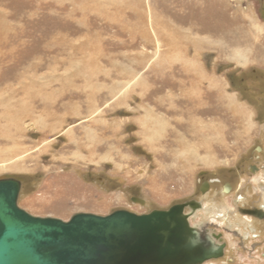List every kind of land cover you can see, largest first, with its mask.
<instances>
[{
	"label": "rangeland",
	"instance_id": "1",
	"mask_svg": "<svg viewBox=\"0 0 264 264\" xmlns=\"http://www.w3.org/2000/svg\"><path fill=\"white\" fill-rule=\"evenodd\" d=\"M253 165L264 175V0H0V179L19 207H210L224 181L232 205Z\"/></svg>",
	"mask_w": 264,
	"mask_h": 264
},
{
	"label": "water",
	"instance_id": "2",
	"mask_svg": "<svg viewBox=\"0 0 264 264\" xmlns=\"http://www.w3.org/2000/svg\"><path fill=\"white\" fill-rule=\"evenodd\" d=\"M19 181L0 179V264H196L211 258L181 205L136 214L36 216L17 204Z\"/></svg>",
	"mask_w": 264,
	"mask_h": 264
},
{
	"label": "flooded vegetation",
	"instance_id": "3",
	"mask_svg": "<svg viewBox=\"0 0 264 264\" xmlns=\"http://www.w3.org/2000/svg\"><path fill=\"white\" fill-rule=\"evenodd\" d=\"M259 170L257 166H251L252 177L248 184L252 186V190L248 192V196L238 195L237 197L235 195L234 200L231 199L232 205L223 200L233 195V187L229 181H224L220 185L218 194L222 201H220L219 205L212 201L213 199L210 201V207L193 201L188 206L183 203L175 204L181 205L182 214L186 217L188 225L196 229L200 236L209 242L208 246L211 249L216 250V253L210 259L223 258L226 253L232 254L237 251H242L243 253L244 251L246 255L243 257L241 255L243 262L245 261L244 264H264V244L261 243V241L264 242V175L258 176L256 171ZM254 173L256 174L254 175ZM254 178H257V181H254ZM215 182L218 183L220 180L211 177L209 180L201 182L199 189L203 199L209 195L211 184ZM252 191L253 193L251 194ZM262 194L263 196H260ZM255 197H258L257 204L246 203L250 198ZM225 204L227 205L226 209H224ZM188 209L193 210V214L197 213V220L209 219V221H204L201 225L198 223L199 226L191 224ZM208 210L209 214L205 215ZM236 215L243 217V221L244 218L246 219V226L242 220L237 222ZM234 262L233 257L226 256V261L223 263L233 264Z\"/></svg>",
	"mask_w": 264,
	"mask_h": 264
},
{
	"label": "bare ground",
	"instance_id": "4",
	"mask_svg": "<svg viewBox=\"0 0 264 264\" xmlns=\"http://www.w3.org/2000/svg\"><path fill=\"white\" fill-rule=\"evenodd\" d=\"M256 181H257V179H256ZM259 182H261V181H259ZM261 183H263V182H261ZM264 190V189H263ZM258 191V190H257ZM256 192V191H255ZM262 193V192H261ZM260 196H263V194L262 195H260ZM264 199V198H263ZM264 204V203H263ZM214 212V211H213ZM213 214V213H212ZM236 217V219H237V222L240 220V222H241V220H242V222H244V225L246 226V219L244 218V221H243V218L240 216V219H239V217L238 216H235ZM217 218V217H216ZM218 218H220V217H218ZM235 219V218H234ZM223 221V220H222ZM232 222H233V220H232ZM228 224V223H227ZM243 224V223H242ZM236 225H237V223H236ZM243 225V226H244ZM230 227V226H229ZM238 227H239V223H238ZM242 227V226H241ZM240 227V228H241ZM237 228V227H236ZM239 229V228H238ZM237 229V230H238ZM242 229V228H241ZM240 230V229H239ZM243 231V230H242Z\"/></svg>",
	"mask_w": 264,
	"mask_h": 264
}]
</instances>
